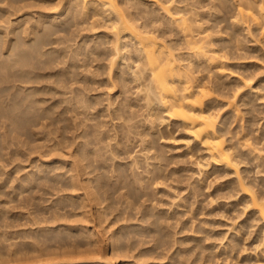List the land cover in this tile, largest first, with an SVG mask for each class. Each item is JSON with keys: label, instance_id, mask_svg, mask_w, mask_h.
I'll return each instance as SVG.
<instances>
[{"label": "bare ground", "instance_id": "6f19581e", "mask_svg": "<svg viewBox=\"0 0 264 264\" xmlns=\"http://www.w3.org/2000/svg\"><path fill=\"white\" fill-rule=\"evenodd\" d=\"M177 141L196 175L172 165ZM212 175L226 179L210 190ZM227 199L224 241L191 216L177 235L182 214ZM251 259L264 264V0H0V264Z\"/></svg>", "mask_w": 264, "mask_h": 264}, {"label": "rangeland", "instance_id": "374dc122", "mask_svg": "<svg viewBox=\"0 0 264 264\" xmlns=\"http://www.w3.org/2000/svg\"><path fill=\"white\" fill-rule=\"evenodd\" d=\"M241 37H242V34H241V31H239L238 32V38L241 39ZM233 68H235V67H233ZM180 137H182V134L176 135V138H180ZM183 152H184V146L182 145V143H180V141L174 142L172 145L169 146V149H168L169 155H173L176 158V159H174L176 162L172 163V165H176L178 167H184V168H186L187 173H189V174L192 173V174L196 175V173H193L195 170H192V167H191L193 165H191L188 157L187 156L185 157L183 155ZM6 156H7V154H6ZM27 162L28 161L26 159V164H25V162L24 163L22 162L23 163L22 164L21 161L19 163L21 165H25L26 167L27 166L29 167ZM14 163L16 164L18 162L13 161V164ZM13 164L11 162V166ZM8 167H9V170L12 168V167H10V164L7 165V168ZM26 167L24 168L26 171H27V169L28 170L30 169V167L29 168H26ZM5 168L6 167H4V169ZM7 168L5 171H4V169H2V171L4 172V174L6 176H7L6 171L7 172L9 171ZM24 169L22 171L23 173H24ZM20 172H19V174H21ZM184 172H186V171H184ZM4 174H1V175H3L1 177H6V176H4ZM19 174L17 173L15 176H18ZM184 174H186V173H184ZM225 179H226V177L219 178L218 180H216V178L213 177V175H212L211 180H213V182H212L210 190H213L215 188L217 181H222ZM185 182H186V180L184 179L180 183L179 182L170 183L172 185L170 190L179 192L180 196H183L186 193V190L182 187L185 184ZM14 183H16V182H14ZM156 199H158V207L160 209L164 208V209H168L169 211L173 209V207L175 206V204H177V202H179V198H174V199L168 198L166 194H163V195L159 194ZM225 201L227 202V204H223V202H221V200H220L219 201L220 206H217L218 203H214L213 205L210 206L207 203V200H205L201 213L196 214L194 212L195 214L193 215L192 213L187 212V213L182 214L181 217H179L180 220L177 222V230L179 231V233H177V235L178 236H185V235L191 233L189 229L192 225V222L187 220L189 218V216H191L190 218L193 219V225L194 224L197 226L200 225L203 229L208 230V233L210 235H209V238L205 240V243H207V244L215 243L216 245H218L220 242L224 241V239H222L221 236L223 234V231L225 233L227 231L226 229L228 228V226H227L226 222H228L229 217H231L234 214L232 209H231L232 208L231 199H227ZM12 204L9 205V207L11 206V208L9 209L10 211H11V209L12 210L14 209V213L15 212L18 213L22 210L18 207L17 209H20V210L18 212L15 211L16 207L12 208ZM42 204H44V202ZM14 206H15V204H14ZM11 213H13V212L11 211ZM186 221L188 222L186 225L187 227L183 228L182 226H184L183 224ZM229 222H230V220H229ZM174 224H175V222H174ZM230 232H231V230L229 228V231L227 234H230ZM249 241L250 240L248 239L246 246L249 245ZM219 253H220V251H219ZM219 253L216 252L215 254H219ZM243 255L244 254H242V257H243ZM234 264H237V263H234ZM238 264H256V262L254 259H251L250 261H247V262L241 260Z\"/></svg>", "mask_w": 264, "mask_h": 264}]
</instances>
